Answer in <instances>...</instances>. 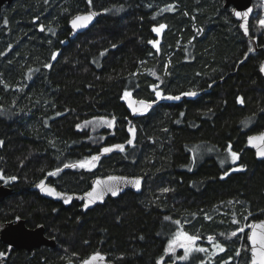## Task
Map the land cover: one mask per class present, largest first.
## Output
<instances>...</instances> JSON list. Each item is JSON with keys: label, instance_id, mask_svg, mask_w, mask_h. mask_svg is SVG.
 <instances>
[{"label": "trees", "instance_id": "trees-1", "mask_svg": "<svg viewBox=\"0 0 264 264\" xmlns=\"http://www.w3.org/2000/svg\"><path fill=\"white\" fill-rule=\"evenodd\" d=\"M89 9L103 14L70 39L69 18ZM256 33L250 20L260 47L264 36ZM263 59L223 0L4 5L0 184L12 192L0 202V222L41 224L56 247L7 254L0 242V263L78 264L101 251L115 264H156L169 261L166 245L181 227L201 246L211 237L223 250L195 251L175 264H248L247 231L242 241L232 232L264 216V160L246 147L247 136L264 131ZM124 96L151 106L133 115ZM111 147L92 171L64 167ZM50 172L47 183L76 194L94 176L144 181L140 193L82 212L80 203L66 207L30 189Z\"/></svg>", "mask_w": 264, "mask_h": 264}, {"label": "water", "instance_id": "water-1", "mask_svg": "<svg viewBox=\"0 0 264 264\" xmlns=\"http://www.w3.org/2000/svg\"><path fill=\"white\" fill-rule=\"evenodd\" d=\"M13 0H0V11L1 8L6 5L10 4ZM223 7L229 8L231 17L238 23V28L241 31L242 35L249 39V41L252 44L253 50L260 49L264 52V43L257 47L255 40L250 36L249 34V23L252 18L253 12H254V6L252 0H223ZM251 10L249 12V15L247 17V27H248V34L245 35L244 29L241 27V24L245 21L243 19H238L234 13L236 11H239L241 13ZM91 13H95L94 16H92L91 21L87 23L86 27H78L73 28L72 27V21L78 17V16H85L89 15ZM103 14L102 11H94V10H87L86 12H81L72 15L68 20V28L70 30L69 38L73 39L75 36H77L79 33L84 32L87 30L96 20L99 16ZM264 66V59L261 62L258 72L261 76V78L264 80V72L261 71V67ZM144 101L145 104H148L151 106V103L135 99L132 96H128L124 99V104L127 108V110L133 114H142L144 113L149 107H145L144 104H141L140 102ZM131 122L128 123L130 125ZM262 134H264V131H261L259 133H255L252 135H249L246 137V147L248 149H251L254 153V156L257 160H264V156L259 155V151L264 150V142H262L259 139H254L252 144L249 143V138H257L260 137ZM129 142V141H128ZM52 176V175H51ZM50 175H46L43 179L36 182L34 185L30 187L31 190H34L39 194V196L52 200L54 202L61 203L63 206H69L73 202L80 203V209L82 212H85L87 210L92 209L96 205H101L104 203V201L107 198H116L117 196L123 194L126 191H131L133 193H140L142 190V184L144 181V178L142 176H126V175H120V174H107L104 176H94L89 180V189H87L85 192L76 194V193H67L57 190L54 186L47 183V179L51 177ZM139 180V185H136L135 183H128L126 181H135ZM97 181L100 182L99 185H97ZM43 182V188L40 187L41 183ZM112 184L115 186L118 191L116 195H112L111 192L104 193L102 198L94 200V202L89 203V197L87 194L89 192H92L93 189H95L97 192H102L105 184ZM53 189L55 193H58L59 195H49L47 189ZM12 192V189L9 186L0 184V202L10 195ZM68 201L65 203V201ZM87 205V206H86ZM264 224V216L261 219L258 220H252L250 221L246 226V242L249 248V262L248 264H252V253H251V243L248 240V235L251 234L253 231V228L250 227V225H261ZM256 231L258 233L264 231V229H260L259 227L256 228ZM0 242L4 243L7 248V254L11 250H26L31 251L32 249L39 248L41 246H47L51 248L56 247V242L54 238H48L45 235L44 228L41 224L37 225L34 228H29L25 225V221L23 219H16L15 221H6V222H0ZM99 254V257L94 261H92V257ZM85 261H91V264H115L113 261L108 260L107 255L101 251H94L90 253L88 256L83 258L78 264H84ZM0 264H4L3 261H1ZM156 264H175L171 261H166V256L160 257Z\"/></svg>", "mask_w": 264, "mask_h": 264}, {"label": "snow or ice", "instance_id": "snow-or-ice-1", "mask_svg": "<svg viewBox=\"0 0 264 264\" xmlns=\"http://www.w3.org/2000/svg\"><path fill=\"white\" fill-rule=\"evenodd\" d=\"M91 2V0H89V3ZM251 10L249 9L248 11H245L243 13L239 12V11H236L234 13V15L238 18V19H243L245 22L241 24V27L244 29V32H245V35L248 34V27H247V17L249 15V12ZM95 13H91L89 15H85V16H78L76 17L73 21H72V27L73 28H78V27H86L87 26V23L91 21V18L92 16H94ZM261 27H264V20H261L259 21ZM163 27V26H161ZM155 31H158V29H154ZM53 59H55V55L53 56ZM261 71L264 72V66L261 67ZM127 95V93H126ZM156 95L157 97H161V93L160 92H156ZM187 95H195V93H188ZM167 99H179V97H166ZM141 104H144L145 107H150V105L148 104H145L144 101H141L140 102ZM104 123H107L109 126H111V121H104ZM254 139H259L261 140L262 142H264V134H262L260 137H257V138H253V137H250L249 138V143L252 144L253 140ZM129 143H131V141H129ZM117 147H120V146H117ZM111 149L109 148H104L103 151L104 152H109ZM120 150L122 151L123 148L121 147ZM229 154L231 155L232 157V162L235 163L236 162V159L238 158L237 157V154L235 152H232L231 151V146H229ZM259 155L261 156H264V150L262 151H259L258 153ZM99 157H92L91 159L92 160H97ZM223 163V162H222ZM70 166H74V165H65L64 167H70ZM80 167H84L85 165L84 164H80L79 165ZM60 171L59 169H57V172ZM55 173H48V175H54ZM14 179V178H13ZM128 183H135L136 185H139L140 181L137 179L135 181H126ZM100 182L97 181V185H99ZM41 188H43V182L41 183L40 185ZM48 191V194L49 195H59L58 193H55V191L51 188L47 189ZM117 191L118 189L113 186L112 184H105L104 185V188H103V191L102 192H97L95 189H93L92 192H89L87 194V196L89 197V203L91 202H94V200L96 199H100L102 198L103 194L104 193H107V192H111L112 195H116L117 194ZM164 191H168V189H164ZM68 201L66 200L65 203H67ZM87 206V205H86ZM178 223V222H177ZM250 227L253 228V231L251 232V234L248 235V240L250 241L252 247H251V253H252V264H264V231L258 233L256 231V228L259 227L260 229H264V224H261V225H250ZM240 231H243V229H241ZM236 233H233V235H235ZM178 240L182 241V243L180 244L181 247H184L185 248V258L187 256V252H188V247L187 245L188 244H194L195 243V240L197 239V237H194V236H189L187 235L186 233H182L180 234L178 237H177ZM209 240L211 241L212 238L210 237ZM175 243L176 241H173V242H170L169 243V250H173L174 246H175ZM216 247H220L219 244L216 245ZM223 249L221 248V251ZM198 251H205V249L201 248V249H198ZM239 254V253H237ZM0 255H2V253H0ZM98 258H101L99 257V254L95 255L92 257V261L98 259ZM84 264H91V261H85Z\"/></svg>", "mask_w": 264, "mask_h": 264}, {"label": "rangeland", "instance_id": "rangeland-1", "mask_svg": "<svg viewBox=\"0 0 264 264\" xmlns=\"http://www.w3.org/2000/svg\"><path fill=\"white\" fill-rule=\"evenodd\" d=\"M252 2H253V6H254V12H253V15H252V18H251L252 29H254L255 32H257L256 35L259 33V34L264 36V27H261V25L259 23V21L264 20V0H252ZM126 97L127 96H124L123 99H125ZM109 149L112 150L113 148L111 147ZM106 153H108V152H104L102 150L99 155L85 157V158H82V159H79V160H75V161H73V162H71L69 164V165H74V166H70V168H72L74 170L92 171L95 168L100 156L103 155V154H106ZM92 157H99V158L97 160H92L91 159ZM80 164H84L85 166L84 167H80L79 166ZM237 169H239V168L238 167H233L232 168V170H237ZM0 179H2L1 176H0ZM3 183H6V181H3ZM245 228H246L245 223L239 225V227L232 232V235H233V233H236L235 235L236 236H240V240H241L242 237H243V234L245 232ZM241 229H243V231H240ZM182 233H185L182 230V228L181 227L177 228L176 232L174 233V235L171 237V239L169 240V242L166 245L165 252L167 254L168 260L171 261V262L178 263V262H181V261H186V258L190 254H192L195 251H198V249H201V248L206 249L207 251H211V252H220L221 251V246L219 248L216 247L217 244H215V242H213V238H212L211 241L209 240L210 237H208L206 239V243H208L209 246H201L200 243H199V240L197 238L195 240L194 244H188L187 245L188 252H187V256L185 258V248L180 246L182 241L177 239V237L180 234H182ZM173 241H176V243H175V246H174L173 250L170 251L168 246H169V243L173 242ZM240 248H241V246H240Z\"/></svg>", "mask_w": 264, "mask_h": 264}]
</instances>
